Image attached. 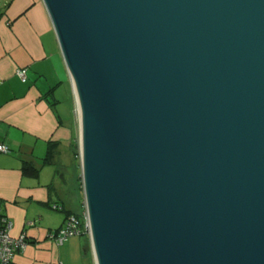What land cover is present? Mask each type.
I'll return each mask as SVG.
<instances>
[{"label":"water","instance_id":"water-1","mask_svg":"<svg viewBox=\"0 0 264 264\" xmlns=\"http://www.w3.org/2000/svg\"><path fill=\"white\" fill-rule=\"evenodd\" d=\"M42 2L94 263L264 264V0Z\"/></svg>","mask_w":264,"mask_h":264},{"label":"crops","instance_id":"crops-1","mask_svg":"<svg viewBox=\"0 0 264 264\" xmlns=\"http://www.w3.org/2000/svg\"><path fill=\"white\" fill-rule=\"evenodd\" d=\"M0 2V144L9 149L0 152V214L10 219L11 235L25 233L27 241L8 264H88L80 238L57 244L48 237L63 225L66 211L84 209L79 174L65 191L55 181L56 163H42L49 140L59 141V148L78 140L73 88L50 18L42 0ZM20 67H26L25 82L16 75ZM64 83L73 103L71 122L57 93ZM23 160L38 166L36 177L22 175Z\"/></svg>","mask_w":264,"mask_h":264},{"label":"built area","instance_id":"built-area-1","mask_svg":"<svg viewBox=\"0 0 264 264\" xmlns=\"http://www.w3.org/2000/svg\"><path fill=\"white\" fill-rule=\"evenodd\" d=\"M17 77L25 82L26 67L16 69ZM1 83V79H0ZM9 151L5 144H0V152L7 153ZM54 209L59 206L54 205ZM12 223L8 217L0 214V264H8L13 260L14 255L25 248L27 241L25 233L18 236L11 235ZM87 234L90 242L89 222L85 208L81 213V217L69 214L65 217L63 225L56 231L50 232L48 237L55 240L57 244H61L70 236Z\"/></svg>","mask_w":264,"mask_h":264},{"label":"rangeland","instance_id":"rangeland-1","mask_svg":"<svg viewBox=\"0 0 264 264\" xmlns=\"http://www.w3.org/2000/svg\"><path fill=\"white\" fill-rule=\"evenodd\" d=\"M0 6H1V2H0ZM68 91H69L68 87L64 83L59 88L57 93L61 100V108L63 109V117L64 119H66V117L69 118L71 122L73 119V112H72L73 103H72L71 95L69 94ZM78 136L79 135L77 134V138ZM71 153H72V150L70 148V145L66 146V144H63L59 148V154H57V157H56V164L53 165L52 167V170L56 174L55 181H57V184H59L57 186H59L60 188H63V190L65 191L69 190V187H71V185L74 183L75 176L77 174H79V178H80V160L78 158V160L75 161ZM76 163L79 166L78 172L76 168ZM75 236L80 238L82 241L80 245V252L82 254V257L85 260H87L88 264H95L87 234H80V235H75Z\"/></svg>","mask_w":264,"mask_h":264},{"label":"trees","instance_id":"trees-1","mask_svg":"<svg viewBox=\"0 0 264 264\" xmlns=\"http://www.w3.org/2000/svg\"><path fill=\"white\" fill-rule=\"evenodd\" d=\"M49 92H47V94ZM70 148L72 150L71 154H72L73 159L75 161H77L79 156H78V140L76 138H74L73 141H71ZM57 154H59V141L49 140L47 142V149H46L45 156L42 159V163L45 165L56 163ZM38 172H39V168H38V166L35 165V163H33V161H31V160H23L22 161V165H21L22 175L27 176V177H36ZM78 179H79L78 180L79 181V187H80V189H82L81 188V178H78ZM69 214H74L79 218L81 217V214L71 213L69 211H66L65 217Z\"/></svg>","mask_w":264,"mask_h":264}]
</instances>
